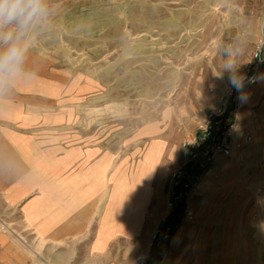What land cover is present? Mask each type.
Listing matches in <instances>:
<instances>
[{"label":"crops","instance_id":"0c3cea01","mask_svg":"<svg viewBox=\"0 0 264 264\" xmlns=\"http://www.w3.org/2000/svg\"><path fill=\"white\" fill-rule=\"evenodd\" d=\"M38 35L28 61L36 78L0 94V264H138L139 256L144 264H264V58L235 116L252 141L196 171L172 238L151 246L173 210L177 160L166 128L147 124L136 134L145 144L123 154L82 126V97L96 80L82 85L80 74L41 52ZM155 139L162 155L152 176L140 178Z\"/></svg>","mask_w":264,"mask_h":264},{"label":"rangeland","instance_id":"374dc122","mask_svg":"<svg viewBox=\"0 0 264 264\" xmlns=\"http://www.w3.org/2000/svg\"><path fill=\"white\" fill-rule=\"evenodd\" d=\"M49 3L56 15L38 32L41 52L80 74L82 85L88 76L96 80L95 89L84 93L90 96L82 97V126L96 127L126 154L145 144L136 137L141 128L159 122L176 168L182 142L221 105L229 86L224 63L231 59L242 71L264 39V0ZM148 129L155 133L157 125ZM162 145L151 142L138 177L152 176ZM167 162L166 157L158 174L163 182L169 178Z\"/></svg>","mask_w":264,"mask_h":264},{"label":"built area","instance_id":"2783aa9c","mask_svg":"<svg viewBox=\"0 0 264 264\" xmlns=\"http://www.w3.org/2000/svg\"><path fill=\"white\" fill-rule=\"evenodd\" d=\"M264 57V39L261 40L255 50L251 61H249L241 73L247 77H255L252 83L258 82L260 69ZM238 93L230 85L220 97L221 105L218 109L212 110L201 123L193 138L182 142L181 155L182 163L173 170L170 177L169 206L173 209L177 203L184 204L186 197L192 189V177L200 179L196 171L206 170L213 163L218 155L230 156L233 149H240L252 141L248 134L240 133L236 124V112L240 109L241 103L237 99ZM185 216L193 219V211L185 209ZM163 228L155 232L151 246L167 242L172 238L175 226L164 222ZM165 257V255H163ZM145 258L138 257V264H144Z\"/></svg>","mask_w":264,"mask_h":264},{"label":"clouds","instance_id":"9594fccd","mask_svg":"<svg viewBox=\"0 0 264 264\" xmlns=\"http://www.w3.org/2000/svg\"><path fill=\"white\" fill-rule=\"evenodd\" d=\"M55 15L56 8L49 0H0V94L36 78L37 70L28 67V61L40 28ZM239 67L230 59L221 73L228 74V84L238 93L237 99L244 102L248 98L244 91L246 82L252 83L256 78L247 77Z\"/></svg>","mask_w":264,"mask_h":264},{"label":"trees","instance_id":"16d2710c","mask_svg":"<svg viewBox=\"0 0 264 264\" xmlns=\"http://www.w3.org/2000/svg\"><path fill=\"white\" fill-rule=\"evenodd\" d=\"M183 209H184V204L177 203L175 205V207L173 208L171 214L169 215L167 222L171 225H174V226L179 224L180 219H181V213H182Z\"/></svg>","mask_w":264,"mask_h":264}]
</instances>
